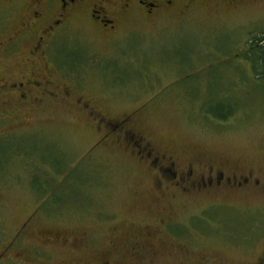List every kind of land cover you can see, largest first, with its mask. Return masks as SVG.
<instances>
[{
    "label": "rangeland",
    "instance_id": "1",
    "mask_svg": "<svg viewBox=\"0 0 264 264\" xmlns=\"http://www.w3.org/2000/svg\"><path fill=\"white\" fill-rule=\"evenodd\" d=\"M15 1L0 0V39L23 20ZM186 1L184 16L130 19L114 42L74 21L52 47L58 102L0 114V264H264V78L246 60L264 0ZM106 121L177 170L253 185H159Z\"/></svg>",
    "mask_w": 264,
    "mask_h": 264
},
{
    "label": "flooded vegetation",
    "instance_id": "2",
    "mask_svg": "<svg viewBox=\"0 0 264 264\" xmlns=\"http://www.w3.org/2000/svg\"><path fill=\"white\" fill-rule=\"evenodd\" d=\"M229 1L226 0L227 3ZM231 2L234 4L239 0ZM13 3L18 6L21 4L23 20L15 33L0 39V64H3L7 57L15 58L14 65L8 67L6 74L0 69L1 116L9 111L10 115L18 116L21 112L30 113L42 107L47 101L58 102L56 65L51 59L54 52L52 47L54 49L60 35L71 27L74 21L83 19L86 25L91 26L101 37L114 42L116 35L130 19H139L141 16L151 19L174 11L178 16H181V13L184 16L190 6L186 0H16ZM22 42L27 56L25 55V59H17L21 57L19 51ZM3 75L6 77L1 78ZM65 96L69 100L79 101L80 105H84V109L90 107L89 104L82 103L71 90L66 91ZM126 124L125 121H106V139L118 136L137 150L142 160L151 159L152 166L159 172V179H156L159 185H171L183 193L189 189L220 187L227 181L237 188L252 183L251 179L245 176L225 180L222 174L213 173L208 177H197L191 169L186 172L177 170L178 163L173 159L152 157L154 152L151 145L128 133Z\"/></svg>",
    "mask_w": 264,
    "mask_h": 264
},
{
    "label": "trees",
    "instance_id": "3",
    "mask_svg": "<svg viewBox=\"0 0 264 264\" xmlns=\"http://www.w3.org/2000/svg\"><path fill=\"white\" fill-rule=\"evenodd\" d=\"M251 46L254 49L247 54L246 60L252 63V66L258 76L257 78H264V35H261L260 38L254 39V43H252ZM207 113L219 121H226L233 114L230 111H226L224 114L223 108L213 109V107L208 110Z\"/></svg>",
    "mask_w": 264,
    "mask_h": 264
}]
</instances>
